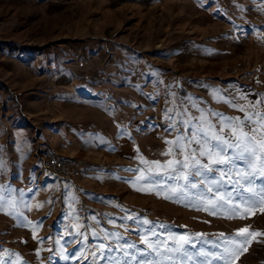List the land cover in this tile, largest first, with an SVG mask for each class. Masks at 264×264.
<instances>
[{
    "label": "rangeland",
    "instance_id": "obj_1",
    "mask_svg": "<svg viewBox=\"0 0 264 264\" xmlns=\"http://www.w3.org/2000/svg\"><path fill=\"white\" fill-rule=\"evenodd\" d=\"M143 1L148 3L119 1L120 6H112L106 0H90L89 5L86 0L83 5L92 15L91 25L84 22V27L79 9H65L61 17L34 1L0 0V64L7 71L0 69V264H92L94 257L96 264H105L101 252L108 247L123 259V252L115 251L118 247L127 249L134 242L144 249L145 237L167 240L171 246L170 232L194 243L219 239L220 234L236 237L228 241V264H264V198L255 205L238 204L235 214L223 208L210 214L195 206L205 197L174 202L163 191H146L150 185L137 181L152 170L145 161L163 164L171 158L162 155L169 149L166 141L184 131L181 120L201 116L199 110L217 131L213 112L241 120L253 113L264 115V0ZM80 42L118 53L122 46L134 47L139 71L128 73L129 79L118 68L109 67L111 72L104 74L108 86L101 89L123 103L107 97L108 102L94 101V106H72L82 114L72 121L92 134L85 136L88 149L83 154H63L78 161V174L61 179L44 167L40 151L46 143L19 104L29 98V88L40 85L10 80L17 74L12 70L39 58L40 50L80 47ZM8 46H31L35 52L4 49ZM120 55L101 58L108 64L125 63L128 57ZM50 74L45 72V78ZM130 82L138 86V103L135 92L127 89ZM89 112L102 116L90 118ZM170 123L176 127L170 129ZM224 135L229 136L228 129ZM144 219L152 223L136 222ZM151 228L156 236L145 231ZM240 229L247 231L238 235ZM207 257L215 259L214 252L208 251ZM176 264L183 262L177 259Z\"/></svg>",
    "mask_w": 264,
    "mask_h": 264
},
{
    "label": "snow or ice",
    "instance_id": "obj_2",
    "mask_svg": "<svg viewBox=\"0 0 264 264\" xmlns=\"http://www.w3.org/2000/svg\"><path fill=\"white\" fill-rule=\"evenodd\" d=\"M199 111L201 116L181 120L184 131L180 132L174 141H166L169 149L162 155L171 158L163 164L159 161H145L153 166L152 170L147 175L138 176L137 181L150 185L146 186V191L155 190L158 195L163 191L165 198L174 202L188 200L191 203L196 197H205L196 201L195 206L197 210L203 209L210 214H216L218 209L222 208L235 214L239 211L240 203L255 205L259 199L264 198V123H261L264 121V115L253 113L241 120L213 112L211 115L218 118L217 131V125L207 119L203 110ZM254 116H259V120L253 119ZM193 119L197 122L194 123ZM175 127L174 123H170V129ZM225 129L229 130V136L224 135ZM193 144L196 147H193ZM3 167V160L0 159V170ZM217 173L219 175H216ZM169 181L173 183L169 184ZM254 185L257 186L255 189ZM8 203L11 207L13 202ZM136 222L143 225L152 223L147 219ZM159 227L165 226L160 224ZM145 231H150L152 236L157 235L155 228ZM246 231L240 229L238 235ZM111 235L122 238L119 234ZM169 235L171 246L167 240L145 237L144 249H138L134 242L128 243L127 249L122 246L115 249L117 252H123V259L113 256L114 250L111 247H108L106 252H101V256L105 264H176L177 259L183 264H228L232 255L228 241L236 240V237L220 234V238L216 240L204 238L196 241L195 243L201 245L196 248L193 239L186 235L177 236L172 232ZM210 250L215 256L211 261L207 257ZM92 264H96L95 257Z\"/></svg>",
    "mask_w": 264,
    "mask_h": 264
},
{
    "label": "crops",
    "instance_id": "obj_3",
    "mask_svg": "<svg viewBox=\"0 0 264 264\" xmlns=\"http://www.w3.org/2000/svg\"><path fill=\"white\" fill-rule=\"evenodd\" d=\"M28 1L29 2L34 1V4L36 6L49 10V12H52L53 16L58 15L64 17L66 12L64 11L65 9H67V13H71L73 10L79 9V14L81 15L80 17L82 18L83 21L82 23L85 22L87 26L91 25L90 16L92 15V11H91L92 9L90 10L84 7L83 4H85L86 0H28ZM106 1H109L110 5L112 6L115 5L117 6L120 3H125L126 1L146 2L143 0H106ZM119 1L120 3H118ZM89 2L90 0H87L88 5ZM77 3L79 4L78 6ZM146 3H148V1ZM152 3L153 5L151 7V13H154L156 3L154 2ZM119 6L117 7V10H119ZM81 7L82 10H80ZM16 9L18 10L17 7ZM72 16L73 15H70L69 18H71ZM153 16L154 15H151L150 17ZM73 18L75 19V16ZM68 22L72 23L71 21ZM85 23H84V27H87L85 26ZM75 30L77 29L75 28ZM78 37H83V33H81L80 36ZM80 43L82 44L84 42H80ZM124 44L125 42H123V45ZM85 45L86 43H84L80 47L63 48V46H58L52 50L49 49L40 50L38 54L40 59L37 58L38 60L37 59L33 60L34 62L32 61L29 64L25 63L22 64V66L19 65L16 67V69L12 70V72L17 74H15L14 78L10 80L11 82L21 83L20 80L23 81L26 80L25 82H27L28 84L37 82L40 85L38 87L29 88L30 89L29 90L30 93L28 94L29 98L26 99L23 103L19 102V104L23 105L21 109L25 118L29 120H33L36 123L34 130L35 132H38V136L41 137L43 143H46L47 146H50L53 150H55L59 154H65L66 152V153H72L74 155L77 154L78 156L81 155V152L87 145V139H85V136L87 134L88 135L92 134L91 130H87V129L85 130L83 128H79L78 123L72 121V120L77 121L81 119L80 117H82V114H78L74 111L73 109L74 106L82 103L85 105L94 106L95 105L94 101H99V102L104 101V103L108 102L107 97L110 99L113 98L116 103H123L122 99L113 97L109 91L107 93L104 90L106 92L105 94V92H103V90L101 89L103 85L108 86L107 84L103 83L105 82L104 79L105 77H103L104 74L111 72V70L108 71V68L109 67L110 69L118 68V70L127 72V76H124V79L125 78L129 79L130 78L129 75H132L134 74V72L139 71V66L136 64V60H133L132 58L135 56L134 47L130 48L129 46H122L121 51H119L120 53H118L117 51L116 52L111 51L113 49H109V47L107 49L100 50L96 48L91 49L86 47ZM24 48L28 52L35 50L31 46L28 47L8 46L4 49L8 51L9 50L14 51ZM119 55L128 57V59H125L124 61L125 63L119 64L117 62L116 64H108L105 63L106 61L105 58H101L102 56L105 57V56H119ZM45 56H51V57L47 58ZM129 57H131V59ZM1 64H0V69L4 67ZM1 71L3 70L1 69ZM3 72L7 73V71H3ZM36 72H38L37 75L35 74ZM45 72H50L51 73L50 76L48 75L45 78ZM128 73H132V74H128ZM137 77L138 76H136V78ZM4 78L8 79L9 77H4ZM44 78L48 79L49 83L45 84ZM107 79H108L107 83H110L109 78ZM128 85H129L127 86L128 91H131L133 94L135 92V97L137 98L136 103H138L139 91L136 89L138 88L137 84L130 82L128 83ZM133 100L131 101V104H133ZM67 105H70V107L68 106V108H66ZM99 111L100 113L102 112L105 113L106 109L103 108V106H100ZM100 113L94 114L92 112H89L88 116L90 118H93V115L102 116ZM85 149L87 151L88 147L86 146ZM47 178L51 180V177H47ZM58 178L62 179L61 176H59ZM69 180L74 181V179H69Z\"/></svg>",
    "mask_w": 264,
    "mask_h": 264
},
{
    "label": "built area",
    "instance_id": "obj_4",
    "mask_svg": "<svg viewBox=\"0 0 264 264\" xmlns=\"http://www.w3.org/2000/svg\"><path fill=\"white\" fill-rule=\"evenodd\" d=\"M40 154L44 167L51 173L64 177H69V173L78 174V161L74 157L59 154L47 145L42 148Z\"/></svg>",
    "mask_w": 264,
    "mask_h": 264
}]
</instances>
